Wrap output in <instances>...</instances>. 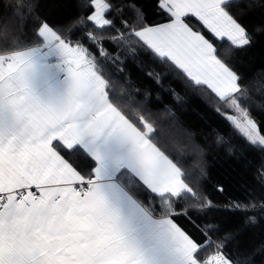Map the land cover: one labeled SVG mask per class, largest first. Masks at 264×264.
<instances>
[{
  "label": "snow or ice",
  "instance_id": "6c2138e0",
  "mask_svg": "<svg viewBox=\"0 0 264 264\" xmlns=\"http://www.w3.org/2000/svg\"><path fill=\"white\" fill-rule=\"evenodd\" d=\"M157 5L164 23H148L139 0H88L83 16L60 24L39 13L40 0H0V264H254L264 254V244L241 243L256 205L223 209L243 215V229L209 219L219 209L190 179L175 114L166 109L161 124L147 96L117 97L108 70L122 73L121 57L142 50L264 149L251 110V93L264 98V87L228 59L264 36V0ZM253 8L262 19L250 31ZM147 75L163 87L164 74ZM216 142L234 151L223 136Z\"/></svg>",
  "mask_w": 264,
  "mask_h": 264
},
{
  "label": "trees",
  "instance_id": "16d2710c",
  "mask_svg": "<svg viewBox=\"0 0 264 264\" xmlns=\"http://www.w3.org/2000/svg\"><path fill=\"white\" fill-rule=\"evenodd\" d=\"M88 0H40L39 13L54 23L70 22V17L83 16L87 11ZM146 7L147 22L151 24L164 23L167 20L157 5V0H139ZM261 9L253 8L245 23L250 31L259 27L262 17ZM111 15H114L112 13ZM110 15V18H111ZM81 30L70 35L73 40H79L83 34L92 29V25L78 26ZM117 27L119 23L117 22ZM106 47L112 48L111 42ZM226 47V45L224 46ZM121 59L124 71H117V66L109 64V73L113 90L117 97L133 96L135 100H143L147 96L146 106L159 117L160 123H167L169 117L165 110L171 109L183 127L181 136L187 137L190 147L183 156V163L189 169L190 179H193L202 196L212 200L219 210L207 214L209 219H215L226 227L244 228L245 217L239 213L224 211L226 205L234 202L254 203L256 209L251 214L256 217V225L247 228L241 236L249 250L258 249L264 244V149L248 144L216 111V105L206 95L186 86L175 75L167 73L165 66L154 62L150 55L142 50ZM238 69L247 73L248 81L255 82L257 87H264V36L257 34L254 43L243 50L233 51L228 58ZM149 69H155L164 74L163 87L158 86L153 78L147 75ZM170 88L179 93L181 99L177 102L170 94ZM139 95H134L136 91ZM251 110L258 124H264V98L255 92L251 93ZM248 106V105H245ZM217 136H223L230 142L234 151L229 152V144H217ZM199 149V151H197ZM203 169V173H201ZM223 189L221 191L220 189ZM178 223L189 226L187 218H179ZM190 231H195L191 229ZM235 253L236 245H231ZM204 255V253H202ZM254 264H264V254L255 252Z\"/></svg>",
  "mask_w": 264,
  "mask_h": 264
}]
</instances>
